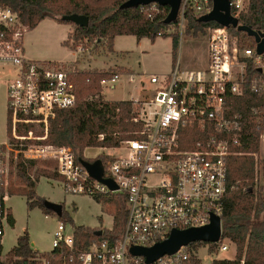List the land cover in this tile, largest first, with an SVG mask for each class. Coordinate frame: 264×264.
I'll use <instances>...</instances> for the list:
<instances>
[{
  "label": "built area",
  "instance_id": "built-area-1",
  "mask_svg": "<svg viewBox=\"0 0 264 264\" xmlns=\"http://www.w3.org/2000/svg\"><path fill=\"white\" fill-rule=\"evenodd\" d=\"M230 6L233 15L239 17L244 1L231 0ZM163 7L154 2L142 8L148 12L147 18L153 20L156 13H165ZM212 7L210 0H182L178 22L159 32V36L176 29L183 33L190 10L200 17ZM206 28L207 67L182 69L177 64L169 74L153 75L155 93L138 105L134 118L144 123L141 135L122 142L120 149L124 154H106L101 158L103 178L117 186L111 189L89 174L72 147L46 143L50 119L57 110L72 107L76 102L72 80L76 71L51 61L28 58L24 39L29 26L18 12L0 4V65L12 68L14 73L7 84L9 137L0 143V246L12 216L7 204L12 170L18 175L21 161L36 162L30 177L37 184L39 161L46 159L56 163L54 172L60 176L66 193L94 198L119 194L126 199L127 216L121 235L104 238L78 253L76 259L81 264H200L202 249L228 250L222 229L217 242L194 241L149 263L144 255L131 251L133 247L148 248L166 240L174 229L208 225L213 215L223 223L229 191L225 158L233 154L232 144H240L243 131L241 115L229 114V98L243 94L249 61L258 67L264 63L263 55L256 53L257 44L254 48L244 46L233 28L219 24ZM77 50L87 51L82 44L77 45ZM119 78V73H114L112 78L102 79V88H115L114 82ZM184 126L212 129L223 136L213 134L199 140L196 149L184 150L179 136ZM39 127L45 131L42 136L36 134ZM104 229L112 231L113 226ZM61 245L74 246V227L68 233L64 221L59 222L55 231L53 249Z\"/></svg>",
  "mask_w": 264,
  "mask_h": 264
},
{
  "label": "trees",
  "instance_id": "trees-1",
  "mask_svg": "<svg viewBox=\"0 0 264 264\" xmlns=\"http://www.w3.org/2000/svg\"><path fill=\"white\" fill-rule=\"evenodd\" d=\"M127 0H0L1 5L10 6L18 12L21 20L35 29L45 18H52L58 23L74 24L65 20L64 16L71 14L85 15L89 18L88 26L76 25L75 39L85 40L109 35L113 49L114 36L105 30L118 23L121 19L131 15L146 17V31L144 35L155 41L159 32L170 24L164 22L170 8L164 6L165 13H156L153 20L147 18V10L143 6L122 8ZM211 6L213 5V0ZM189 29L206 28L217 25L215 22L202 23L199 16L192 10L188 12ZM241 24L264 32V0H249L248 9L239 14ZM177 21L172 22L177 23ZM233 32L251 39V47H255V38L245 32L232 29ZM168 34L163 33V37ZM174 54L178 47V33H174ZM67 43V42H66ZM264 63V54H263ZM114 73L90 70L77 71L72 75L75 85L76 102L72 107L59 109L55 117L50 119L46 143L60 147L68 145L73 148L78 161L85 159L94 161L84 155L86 148H119L123 141L139 137L144 123L134 121L138 115L139 102L134 100H106L103 96L101 81L112 78ZM229 114L241 115L243 131L239 145L232 144L233 154L227 156L229 191L225 200L222 214L223 237L236 245V255L233 259H215L213 264H264V158H256L254 154L260 152V135L264 131V66H256L249 61L245 76L244 92L240 96L229 98ZM36 133L44 135L42 127ZM221 133L212 129L201 130L198 126H184L179 130L181 148L196 149L199 140H206L211 135ZM102 159L105 156H100ZM99 157V158H100ZM56 165L51 160H40L39 163ZM36 162L18 165L20 185L13 188L17 194L24 195L29 209L40 207L47 214L54 213L48 209L44 200L34 191L36 182L30 177ZM261 175V180L259 178ZM46 176L61 180L60 176L44 168H39L38 178ZM103 202V210L114 217L113 230H106L98 235L100 228L84 225L74 227V246L72 248L61 245L49 252L39 254L31 246L28 231L19 235L16 245L6 253L2 259L3 248L0 246V264H81L76 255L91 244L104 238H118L124 228L127 216L126 199L122 195L95 198ZM61 220L74 224L70 215L63 210ZM12 225L15 219L11 218ZM74 256L73 260L70 257Z\"/></svg>",
  "mask_w": 264,
  "mask_h": 264
},
{
  "label": "rangeland",
  "instance_id": "rangeland-1",
  "mask_svg": "<svg viewBox=\"0 0 264 264\" xmlns=\"http://www.w3.org/2000/svg\"><path fill=\"white\" fill-rule=\"evenodd\" d=\"M244 1V11L248 9L249 0ZM52 19V18H51ZM127 19H136L143 21L142 26L137 25L133 32L118 34L115 37L113 49L110 48V36L95 37L90 40L75 39V24L58 25L45 21L35 30L29 31L25 39L32 36L43 34L48 35L45 40H38L34 43L40 60L37 61H58L53 62L72 70L77 71H106L119 73L120 78L114 84L115 88L103 87V91L108 99L127 98L132 94L138 98L131 99L140 104L153 97L155 84L151 82L153 75L169 74L175 65H180L182 69H204L208 64V45L209 36L207 28L189 29V23L186 24L184 32L176 29L178 33V47L174 54L173 37L174 33L169 32L167 37L159 36L155 41L144 35L146 30V17L143 15L127 16ZM54 20V19H52ZM72 25L73 30L69 36V28ZM69 36L66 43L61 40L62 36ZM243 45L250 46L252 41L240 35ZM82 44L87 51L81 53L77 50V45ZM250 44V45H249ZM25 48L27 43L25 41ZM27 54V52H26ZM76 59V60H74ZM73 62H61L71 61ZM60 61V62H59ZM12 68L0 65V143L6 142L9 137L8 129V108L7 102L4 106V96L7 92L8 79L13 77ZM134 77V81L130 78ZM39 134V133H36ZM41 135V134H39ZM264 137V131L261 133ZM260 135V152L258 157L264 158V138ZM121 147V146H120ZM116 149H98L90 148L87 151L89 155H106L119 156L124 151ZM39 168H44L52 173L55 165H46L39 163ZM56 174V173H55ZM261 175L259 178L261 180ZM49 180L46 177L38 178L34 191L44 201L61 203L65 211L70 215L74 224L61 220L55 214H47L40 207L33 209L28 208L27 199L24 195L17 194L13 188H18L19 176L14 173L10 176V193L11 197L7 203L12 207L16 218L15 225L6 226V234L3 241L2 259H6V253L10 251L17 243V237L28 231L34 251L49 252L53 250L54 234L60 221H64L68 233H72L73 226L84 225L91 228H100L103 230L111 228L114 223L113 216L106 210H103L104 203L98 202L93 196L83 194L66 193L62 183L56 178ZM32 247V248H33ZM236 255V245L228 240V250L224 252H209L202 249L199 252L200 264H213L215 259H233ZM46 260V259H43Z\"/></svg>",
  "mask_w": 264,
  "mask_h": 264
},
{
  "label": "water",
  "instance_id": "water-1",
  "mask_svg": "<svg viewBox=\"0 0 264 264\" xmlns=\"http://www.w3.org/2000/svg\"><path fill=\"white\" fill-rule=\"evenodd\" d=\"M231 0H213L212 10L199 17L202 23L215 22L221 26L237 29L240 32H245L249 36L255 38L256 53L258 55L264 54V32H259L251 27L241 24L237 16H234L230 6ZM158 3L161 6H168L170 11L165 18L166 24H171L177 21L182 0H127L122 4V8H134L138 6H145L151 3ZM65 20L71 21L81 27L88 26L89 18L85 15L71 14L64 16ZM80 162L87 169L89 174L107 185L111 189H116L117 186L113 181L103 178V162L102 159H96L91 162L81 159ZM45 206L52 210L59 217L63 214V205L51 201H45ZM102 230H98L97 234L102 235ZM222 236V222L219 216L213 215L211 222L202 227H191L184 230L174 229L166 240L159 242L152 247H133L132 253L136 255H144L146 262H152L164 254L175 253L181 246L187 245L194 241L217 242Z\"/></svg>",
  "mask_w": 264,
  "mask_h": 264
},
{
  "label": "crops",
  "instance_id": "crops-1",
  "mask_svg": "<svg viewBox=\"0 0 264 264\" xmlns=\"http://www.w3.org/2000/svg\"><path fill=\"white\" fill-rule=\"evenodd\" d=\"M45 21H50L51 23L53 22V23H56V24H58V25H62V26H64L63 25V23H58L56 20H52L51 18H45L44 20H42L40 23H39V25L38 26H40V24H42V23H44ZM142 24H144V22L143 21H140V20H136V19H127V17H125V18H123V19H121L118 23H116V24H114V25H112V26H110V27H108L106 30H105V32L107 33V34H110V35H113L114 36V40H113V44H114V42H115V37H116V35H118V34H123V33H129V32H133L134 30H136V26L137 25H139V27H140V25L142 26ZM145 24H146V22H145ZM37 26V27H38ZM36 27V28H37ZM35 28V29H36ZM35 29H29V31H36ZM72 30H73V27H72V25L70 26V28H69V36H70V34H71V32H72ZM28 31V32H29ZM146 31V30H145ZM66 35H63L61 38V40H65L66 38H67V40H65L66 42L68 41V39H69V36L68 37H65ZM47 37H48V35H45V34H43L42 36H39V34L38 35H34V36H32V32H31V35L29 36V38H27V40L26 39H24V45H25V41H26V43H27V49L25 48V52H27V57L28 58H30V59H32V60H40V56H39V53H38V51H37V49L34 47V43H33V45H32V42H38V40L40 41V40H45V39H47ZM74 60H76V59H74ZM74 60H71V61H61V62H73ZM51 62H58V61H51ZM60 62V61H59ZM132 78H134V77H131L130 78V80L132 79ZM135 80V79H134ZM133 80V81H134ZM103 96H104V98L106 99V100H131V99H135V98H138V97H136V96H133V94L130 96V97H127V98H119V99H108L107 98V96H106V94H105V91H103ZM152 98V97H151ZM4 101V106H5V104H6V102H7V92H6V94H5V96H4V99H3ZM90 148H98V149H103V150H108V149H116V148H99V147H89V148H86V150H85V152H84V155L87 157V158H90V159H94V161L96 160V159H101V157L100 156H103V155H89V154H87V151L90 149ZM100 157V158H99ZM41 177H46V176H41ZM46 178H48L49 180H53L52 178H49V177H46ZM58 180V179H57ZM58 181H60L61 183H62V181L61 180H58ZM36 187V186H35ZM12 196V195H11ZM10 196V197H11ZM9 199V198H8ZM8 204V203H7ZM8 206L10 207V211H11V214H12V216H11V218H14L15 219V223H16V218H15V216H14V213H13V211H12V207L8 204ZM113 219H114V217H113ZM15 223H14V225H15ZM10 225H12L11 224V222H10ZM18 238V237H17ZM31 246L33 247L34 246V244L32 243V241H31ZM2 248H3V245H2ZM33 249H34V247H33ZM35 250V249H34ZM39 252V251H38ZM3 253H4V250H3Z\"/></svg>",
  "mask_w": 264,
  "mask_h": 264
}]
</instances>
